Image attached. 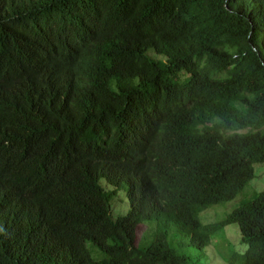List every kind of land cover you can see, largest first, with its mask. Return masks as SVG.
Listing matches in <instances>:
<instances>
[{
	"label": "trees",
	"instance_id": "obj_1",
	"mask_svg": "<svg viewBox=\"0 0 264 264\" xmlns=\"http://www.w3.org/2000/svg\"><path fill=\"white\" fill-rule=\"evenodd\" d=\"M261 175L264 0H0V264H264Z\"/></svg>",
	"mask_w": 264,
	"mask_h": 264
},
{
	"label": "rangeland",
	"instance_id": "obj_2",
	"mask_svg": "<svg viewBox=\"0 0 264 264\" xmlns=\"http://www.w3.org/2000/svg\"><path fill=\"white\" fill-rule=\"evenodd\" d=\"M261 191H264V176L261 175L257 178L256 182L248 183L244 190L238 194L236 198L231 201L221 202L216 205L209 206L205 211L202 212L201 217L203 223H215L220 220H223L230 212H232L235 208L241 205L242 202L256 198ZM127 194V186L121 189L120 195H118L117 201H113L112 203V213L117 216L119 214L127 213L129 209L128 199L126 197ZM128 205V206H127ZM152 223L156 224L155 221L151 222L150 220L144 221L142 225L139 227V238H140V246H142L145 242L148 241L150 235L147 231V226H152ZM227 239L216 246H213V251H218V249L225 255L228 256L231 249V244H237L239 233L235 226L230 227L227 234ZM173 244L180 253L184 255H188L192 259L197 261V264H220L221 261H218L214 258L212 251L209 247H205L200 249L195 245H190L189 240L186 237H182L177 235V238L174 240ZM89 248L92 252L94 258V252H97L102 257L104 254L95 248L92 244H89Z\"/></svg>",
	"mask_w": 264,
	"mask_h": 264
},
{
	"label": "clouds",
	"instance_id": "obj_3",
	"mask_svg": "<svg viewBox=\"0 0 264 264\" xmlns=\"http://www.w3.org/2000/svg\"><path fill=\"white\" fill-rule=\"evenodd\" d=\"M120 191H121V189H120ZM120 191H119V193H118V195H120ZM126 197H127V199H128V195L126 194ZM128 204H129V199H128ZM128 206V205H127ZM129 208H130V204H129ZM128 211H129V209H128ZM127 211V212H128ZM126 214V213H125ZM114 215V214H113ZM119 215H122V213L121 214H119ZM115 216V215H114ZM118 216V215H117ZM142 224L140 223L138 226H137V239H139L140 240V238H139V236H138V234H139V227L141 226Z\"/></svg>",
	"mask_w": 264,
	"mask_h": 264
}]
</instances>
